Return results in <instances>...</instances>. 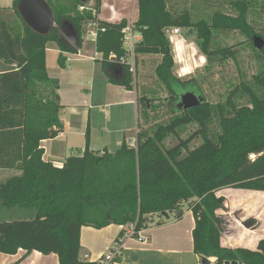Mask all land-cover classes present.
<instances>
[{
    "label": "trees",
    "instance_id": "trees-1",
    "mask_svg": "<svg viewBox=\"0 0 264 264\" xmlns=\"http://www.w3.org/2000/svg\"><path fill=\"white\" fill-rule=\"evenodd\" d=\"M21 1L14 0L13 7L22 23L0 17V60L5 65L0 70V169L21 171L0 182V204L24 210L28 216L0 221V252L37 250L56 253L60 264H99L80 258L83 226L100 229L136 224L141 229L154 215L182 218L186 208L195 218L196 254L214 258L216 264H264V238L256 249L222 245L227 221L218 211L225 208V197L217 195L225 187L264 192V48L255 46L256 31L249 23L251 10L261 0H233L237 16L215 12L211 21L195 20L193 8H180L168 0H138L135 27L142 39L136 45L135 76L143 63L141 56H160L155 73L169 92L166 102L162 96L141 94L130 67L119 63L126 54L122 38L127 20H99L93 9L84 6L88 1L53 0L56 25L45 34L20 16ZM100 4L96 0L94 8L98 10ZM65 22L79 35L84 23H98L96 46L103 59L97 60L110 82L136 91L138 124L136 145L124 139L115 152L91 150L88 128L84 152L67 157L58 166L43 159L41 142L64 129L59 80L48 74L46 51L48 42H56L62 51L58 57L62 67L66 61L63 51H78L66 47L61 38L59 27ZM173 26L196 30L197 45L210 62L203 67L205 76L181 80L175 75L165 33ZM224 29H237L249 37L262 61L258 72L251 78L238 77V81L228 78L225 95L217 103L206 99L193 108L178 110L175 104L181 91L202 93L207 76L215 68L223 70V61L236 56L235 46L215 44V34ZM259 36L264 39L263 33ZM112 54L116 58L111 61ZM116 69L120 76L112 73ZM164 108L171 114L166 123L141 125L140 113L149 122L151 114ZM188 124H197L198 129L167 148L164 140ZM198 136L203 142L191 148Z\"/></svg>",
    "mask_w": 264,
    "mask_h": 264
},
{
    "label": "rangeland",
    "instance_id": "rangeland-1",
    "mask_svg": "<svg viewBox=\"0 0 264 264\" xmlns=\"http://www.w3.org/2000/svg\"><path fill=\"white\" fill-rule=\"evenodd\" d=\"M14 0H0V17L12 19L16 18L21 21L16 13V8L13 7ZM23 1V0H22ZM170 4L176 5L180 8L194 9L195 20L206 19L211 21L212 16L215 12H220L232 16H237V11L232 7L231 1L233 0H168ZM53 11V0L47 1ZM21 4V2H20ZM20 4L17 7L20 16ZM87 7L93 6V1L87 3ZM81 9V8H80ZM54 14V11H53ZM23 18V17H22ZM249 23L253 26L256 33L264 34V0H261L260 3L256 4L255 10H251ZM55 20V15H54ZM22 23V21H21ZM55 26V25H54ZM62 27V25L60 26ZM94 27L90 24H85L82 27L81 34L78 37V40L83 41L82 47H84V42H86V50L84 54L86 57L77 55L75 53L68 56L66 65L64 68L58 63V53L55 51L53 46L49 45L47 53V70L48 74L59 80V89L58 93L73 104L78 102L84 103L89 96V92L97 93L99 89L102 88L103 83L100 81V77H103V70L101 68V62L96 61L97 54L103 55L102 52L97 50L96 41L93 40L92 29ZM182 33L185 35L186 39L192 41L197 46L198 51L195 54L192 53V50H188V56L190 57V63L193 65L194 71L182 78L181 80L187 79L190 75H195L199 77L201 75L205 76V71L203 67L210 63L200 51L199 46L197 45V32L196 30H191L189 28H181ZM70 33V31H69ZM72 34V33H71ZM75 40V39H74ZM214 41L216 46H235L234 51L236 56L224 60L223 63H226L224 69L219 71V68H215L214 74H211L208 77L207 83L202 86V94L208 99L211 103H217L223 99L222 95H225L226 89L228 87L227 80L232 79L233 81H238V77H247L251 78L252 75L256 74L260 68L261 62L259 53L251 46L249 37L241 32L240 30H230L224 29L217 32L214 36ZM214 43V42H213ZM58 45V44H57ZM74 44L70 45L73 47ZM65 46H68L65 44ZM215 46V45H214ZM212 46L213 48H215ZM201 56H203L204 62L201 63ZM145 59V60H143ZM160 56H141L139 62H143L138 71V75L135 76L136 85L138 84V89L141 94H150L155 97L162 96V99H165V102L170 97L169 92L165 84L157 79L155 68L160 61ZM5 65L0 60V70L4 69ZM226 67V68H225ZM178 65L175 64V73L177 71ZM48 91V90H47ZM167 99H166V98ZM119 98L114 94L113 100ZM93 104H98V101L93 99ZM119 100V99H117ZM88 106V105H87ZM86 106V112L90 110ZM85 109L84 107L82 108ZM159 111V110H158ZM92 132L90 133V140H92V146L97 149H103L105 145H108L112 151H116L120 148L117 142L119 136L117 130L110 132V134H102L104 127L114 129L121 123L133 122V128L138 124V119L135 118L133 110L123 108V106H109V107H96L93 106L92 109ZM88 122H90V112L88 113ZM140 123L145 127H155L156 123H166L170 118L171 114L167 112L164 108L159 112H154L151 114L149 122H146V119L140 113ZM198 129L197 124H188L187 126H180L178 128V134H172L164 140V145L167 148L173 147L178 144L180 139H187L192 133ZM136 135L135 138L129 141V144L136 145ZM74 141V146H82L85 142L84 136L77 135ZM203 142L201 136L196 137L190 144L191 148H195ZM69 154L78 155L77 150L70 152ZM256 156L253 155L254 159ZM18 170V169H17ZM15 174V170L10 169H0V182H4L10 176ZM253 190L238 189L233 187H225L217 191L218 196L225 197V208L220 209L218 214H220L225 221H227L226 229L222 235V238H228L230 236H237L236 226L247 227L255 225L258 221H262L260 213V204L264 203V195H254ZM264 212V211H263ZM263 214V213H262ZM27 212L21 209L16 208H7L0 204V221L2 220H13L17 218L27 217ZM171 218H174V215H171ZM167 219V217H165ZM171 221V220H170ZM224 240V239H223ZM222 242V241H221ZM235 248L236 245H239L240 242L234 241ZM249 246H253L248 244ZM241 247V246H240ZM202 264L201 259L197 258L196 255L192 254L187 256L186 264ZM212 264L215 263V259L212 258Z\"/></svg>",
    "mask_w": 264,
    "mask_h": 264
},
{
    "label": "crops",
    "instance_id": "crops-1",
    "mask_svg": "<svg viewBox=\"0 0 264 264\" xmlns=\"http://www.w3.org/2000/svg\"><path fill=\"white\" fill-rule=\"evenodd\" d=\"M81 1H88V4L93 1V6L88 7V9H93L94 15L99 20L116 23L125 19L130 24L135 23L139 16L138 0H101L98 10L94 8L96 0ZM59 32L64 44L68 45L66 47H70V45L78 40V31L69 22L63 23L62 27H59ZM49 45L53 46L58 54L62 52L56 42L50 41L47 44L46 60L48 49L50 48ZM82 45L83 41L80 46L78 40L79 48L77 52L63 51V56L66 58V61L68 56L73 53L86 57L83 52L86 50V42H84V47ZM73 47L75 48L74 45ZM96 61L98 60L96 59ZM112 73L116 76H120L121 74L117 69L112 71ZM102 76L100 77V81L103 83L102 88L97 93L90 91L89 97L84 100V103L78 102L77 104H73V102L67 101L60 93L61 104L63 106L60 111V118L63 122L64 129L55 138L42 140L41 147L44 149L43 159L45 161H53L55 165L62 166L64 160L73 155L69 154L70 152L75 151V149L78 155L84 152L86 140L84 145L74 146V137L79 135L84 136L86 139L87 129L89 128V132H92L93 106L104 108L121 105L127 110H133L136 116L135 118L138 119L136 91L128 90L124 86L110 82L104 71ZM114 94L119 97L117 98L119 100H113ZM93 99L98 101V104H93ZM89 104L90 122H88L87 118L89 112H86V106L88 105L87 107H89ZM83 107L85 108L84 110L82 109ZM132 123L126 120L125 123H121L114 129L106 126L103 128L102 134L107 135V132L110 134V132L117 130L119 136L117 145L119 144L121 146L124 139L129 144V141L135 138L134 135L137 132V126L135 125L133 128ZM90 149L94 151L108 149L110 152H115L108 145H105L103 149L94 148L92 146V140H90ZM12 170H15V173L18 174L21 172L17 169ZM253 192L254 195H264L263 191ZM263 211L264 203L260 204L262 219H264ZM171 217V215L167 219L157 215L150 217L151 221L147 226L143 227L145 233L149 236V240L146 243H140L135 239L129 240L122 251L119 264H186L187 256L192 254L201 259V256L194 252L193 229L195 227V218L192 211L185 208L182 218L177 219ZM125 226L127 225L111 224L100 229L92 226H83L81 229L82 249L80 251V258L87 261H98L109 250ZM236 231L237 236H230L229 238L227 236L226 239H221L223 246L235 248L234 241H237L240 242L239 245H236L237 247L256 249L260 239L264 238V220L258 221L253 226H250V224L247 227L236 226ZM248 244L253 246H249ZM210 259L212 260V258ZM197 260L196 262L199 264ZM0 264H60V260L56 253L44 254L37 250L28 252L20 249L16 254L0 252Z\"/></svg>",
    "mask_w": 264,
    "mask_h": 264
},
{
    "label": "built area",
    "instance_id": "built-area-1",
    "mask_svg": "<svg viewBox=\"0 0 264 264\" xmlns=\"http://www.w3.org/2000/svg\"><path fill=\"white\" fill-rule=\"evenodd\" d=\"M81 10L85 7L81 6ZM92 29L93 40H97V34L99 31L98 23H89ZM172 28V27H171ZM171 28H167L165 33H168ZM104 31V28L102 29ZM142 39V34L136 29L135 23L128 24L123 30V47L126 50V54L119 60V63L128 65L133 76L136 75V45ZM96 59L102 60L103 55L97 54ZM116 56L114 54L109 56V60H114ZM135 146V144H131ZM135 239L140 243H146L149 240V236L145 233L143 228L138 229L136 224H129L122 229L117 239L113 242L112 246L106 251L99 259V264H119L122 256V251L126 247L129 240Z\"/></svg>",
    "mask_w": 264,
    "mask_h": 264
},
{
    "label": "water",
    "instance_id": "water-1",
    "mask_svg": "<svg viewBox=\"0 0 264 264\" xmlns=\"http://www.w3.org/2000/svg\"><path fill=\"white\" fill-rule=\"evenodd\" d=\"M24 1V0H23ZM20 4V13L24 19V21L32 27V29L41 32V33H48L55 25V20H54V14L53 11L49 5V3L46 0H32V2L34 3L32 5V10L30 11H23L22 10V2ZM45 15L44 20H47V25H45V28L40 29L38 27V24L40 23L39 18L41 16V14ZM42 19V21H44ZM254 43L255 46L258 49H263L264 48V39L259 36L256 35L254 36ZM75 43V48H79L78 46V40L74 42ZM206 101V97L200 93L197 94L194 90H189V91H185L182 95H181V100L177 103V109L178 110H186V109H190L193 108L195 106H198L200 104H202L203 102ZM167 217L169 216L168 213L166 215ZM201 262L202 264H212V260L206 256H201ZM226 264H239L238 261H227Z\"/></svg>",
    "mask_w": 264,
    "mask_h": 264
},
{
    "label": "clouds",
    "instance_id": "clouds-1",
    "mask_svg": "<svg viewBox=\"0 0 264 264\" xmlns=\"http://www.w3.org/2000/svg\"><path fill=\"white\" fill-rule=\"evenodd\" d=\"M169 41L170 53L172 54L174 63L178 65L175 75L178 78H182L194 71L193 65L190 63V57L188 56V50L191 49L195 54L198 51L194 42L186 39L182 33L181 28L173 26L168 33H166ZM204 57H201V63H203Z\"/></svg>",
    "mask_w": 264,
    "mask_h": 264
},
{
    "label": "flooded vegetation",
    "instance_id": "flooded-vegetation-1",
    "mask_svg": "<svg viewBox=\"0 0 264 264\" xmlns=\"http://www.w3.org/2000/svg\"><path fill=\"white\" fill-rule=\"evenodd\" d=\"M34 3L32 2V0H24L23 2H22V10L25 12V11H31L32 10V5H33ZM44 18H45V15L42 13L41 14V16H40V18H39V21H40V23L38 24V27L40 28V29H43V28H45V25H47V20L45 19L44 20ZM42 19L44 20V21H42ZM188 90H193V89H188ZM186 90H183V91H181L180 93H179V95H177V101H176V104L175 105H177V103L181 100V95L185 92ZM197 94H200V92H198V91H196V90H194ZM177 107V106H176Z\"/></svg>",
    "mask_w": 264,
    "mask_h": 264
}]
</instances>
